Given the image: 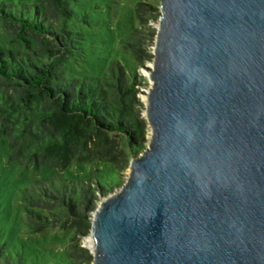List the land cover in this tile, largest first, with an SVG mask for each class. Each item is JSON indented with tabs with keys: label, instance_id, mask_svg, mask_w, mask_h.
Instances as JSON below:
<instances>
[{
	"label": "water",
	"instance_id": "1",
	"mask_svg": "<svg viewBox=\"0 0 264 264\" xmlns=\"http://www.w3.org/2000/svg\"><path fill=\"white\" fill-rule=\"evenodd\" d=\"M148 145L102 197L92 264H264V0H159Z\"/></svg>",
	"mask_w": 264,
	"mask_h": 264
},
{
	"label": "trees",
	"instance_id": "2",
	"mask_svg": "<svg viewBox=\"0 0 264 264\" xmlns=\"http://www.w3.org/2000/svg\"><path fill=\"white\" fill-rule=\"evenodd\" d=\"M75 3L0 0L8 43L0 46V136L8 138L10 159L58 170L94 161L114 168L112 180L61 175L35 180L22 193L32 233L60 222L62 230L87 235L97 195L108 194L118 170L127 168L144 147L147 121L137 108L128 61L110 60L96 75L79 68L85 49L78 25L87 22L76 15ZM142 6V1L136 5L139 18ZM134 30L121 42L122 48L132 46L130 61L140 59L141 52ZM152 58L146 54L141 62ZM13 261L5 258V264H25L23 259Z\"/></svg>",
	"mask_w": 264,
	"mask_h": 264
},
{
	"label": "rangeland",
	"instance_id": "3",
	"mask_svg": "<svg viewBox=\"0 0 264 264\" xmlns=\"http://www.w3.org/2000/svg\"><path fill=\"white\" fill-rule=\"evenodd\" d=\"M141 1L143 9L139 18L136 15V5ZM78 2L74 4L76 15L80 20L87 22L78 25L83 32L85 49V58L79 64V68L88 74L96 75L110 60L125 62L127 60L131 68L129 70L134 74L136 99L140 103L137 108L146 120V93L151 86L146 66L151 64V60L141 62V58L146 54L153 56L157 20L161 14L159 0H78ZM133 28L141 52L140 59L130 61L132 46L128 45V49L122 48L121 42ZM134 41L137 42L136 39ZM0 46H8L1 19ZM150 135L151 128L147 123L144 147L148 145ZM9 154L8 138L1 135L0 264H5V258L8 257L14 260L13 263L23 259L25 264H92V251L88 245V240L91 239L89 233L81 236L70 228L62 230L60 222H55L40 232H30L27 225L28 206L22 200V193L35 180L56 179L58 175L66 179L112 180L114 177L112 164L103 161L72 163L66 169L58 170L49 166H24L11 160ZM128 173L129 166L124 170H118L116 174L118 181L110 188L108 194L119 190L126 181ZM102 197L104 196L97 195L95 201L97 207ZM94 211L88 215L91 222Z\"/></svg>",
	"mask_w": 264,
	"mask_h": 264
},
{
	"label": "bare ground",
	"instance_id": "4",
	"mask_svg": "<svg viewBox=\"0 0 264 264\" xmlns=\"http://www.w3.org/2000/svg\"><path fill=\"white\" fill-rule=\"evenodd\" d=\"M91 237V236H90ZM88 245H89V247L92 249V246H93V239L91 238H89V240H88Z\"/></svg>",
	"mask_w": 264,
	"mask_h": 264
}]
</instances>
